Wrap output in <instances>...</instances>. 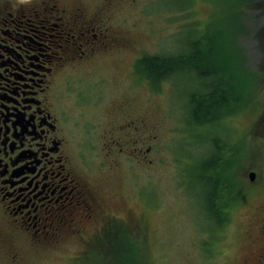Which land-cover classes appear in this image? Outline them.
<instances>
[{
	"label": "rangeland",
	"instance_id": "374dc122",
	"mask_svg": "<svg viewBox=\"0 0 264 264\" xmlns=\"http://www.w3.org/2000/svg\"><path fill=\"white\" fill-rule=\"evenodd\" d=\"M113 3L109 25L115 32L121 29L124 38L112 42L114 47L108 50L104 62L117 70L131 62L134 66L141 58L127 77L114 79L113 73L106 71L101 98V89L95 83H72L81 88V93L77 97L71 94L70 100L67 97L66 107L73 116L84 113L85 128H95L93 145L91 136L86 138L88 148H94L92 154L102 148L99 138L113 122L112 113L121 102L125 101V107L138 116L147 117L148 136H138L140 141L133 143V152L127 147L128 157L120 156L121 166L114 173L117 187L126 191L127 207L140 224L130 233L119 229V241L91 243L84 256L74 257L75 247L68 243L63 253L42 258L46 260L38 264H235L246 259L243 230L258 212H264V189L260 184L264 137L252 148L258 136H249V123L258 102L264 99V91L255 87L260 61L264 59V0ZM45 28L42 30L47 37L54 39L55 32ZM201 36L205 39L202 47L212 46V52H207L215 64L220 65L230 54L234 61L225 74L231 79L239 77L242 84L230 92L225 109L215 121L195 124L189 116L187 97L191 87H198L197 77L185 70L158 74L143 66L141 60L181 53L188 40ZM120 44H126L127 49ZM100 75L91 70L83 79L94 81ZM154 123L157 126H152ZM208 133L222 142L218 163L206 169L208 176L218 180L217 198L223 196L222 204L229 205L228 211H223L230 220L222 240L217 227L207 218L202 194L198 198L200 181L195 177L199 173L196 163L207 156L208 150V144L197 143ZM251 172H255L253 180L249 178Z\"/></svg>",
	"mask_w": 264,
	"mask_h": 264
},
{
	"label": "flooded vegetation",
	"instance_id": "af4514ba",
	"mask_svg": "<svg viewBox=\"0 0 264 264\" xmlns=\"http://www.w3.org/2000/svg\"><path fill=\"white\" fill-rule=\"evenodd\" d=\"M113 5V0H0V264H38L63 253L68 243L78 258L91 243L119 241V229L130 233L140 224L114 173L120 156L128 157L127 147L133 152L138 136H148L147 117L121 102L99 138L102 148L92 154L86 138L93 145L95 128H85L84 113L73 116L66 107L67 97L81 93L72 83H95L101 98L106 71L114 79L134 71L138 59L117 70L104 62L112 42L124 38L109 25ZM42 27L54 31V39ZM260 65L255 87L264 91V59ZM91 70L101 73L98 80L83 79ZM258 105L249 123V136H258L252 148L264 137V99ZM260 184L264 189V167ZM222 198L216 204L223 219L210 220L220 240L230 220ZM243 235L247 258L235 264H264V212L247 223Z\"/></svg>",
	"mask_w": 264,
	"mask_h": 264
},
{
	"label": "trees",
	"instance_id": "16d2710c",
	"mask_svg": "<svg viewBox=\"0 0 264 264\" xmlns=\"http://www.w3.org/2000/svg\"><path fill=\"white\" fill-rule=\"evenodd\" d=\"M178 5L181 6V3ZM204 40V36L188 40L185 49L178 54L147 56L141 60L143 66L158 74L172 70H185L190 72L191 76L197 77L198 87H191L187 97L189 116L195 124L215 121L220 112L225 109L230 92L240 88L242 84L239 77L231 79V75L225 74L229 72L231 63L234 61L230 58V54L227 53L228 56L222 59L220 65L215 64L213 56H209L207 52L211 51L212 46H207L209 48L201 46ZM197 144H208L207 156L196 163L199 173L195 177L199 178L201 189V193L198 192V198L202 194L201 201L207 218L218 222L223 219L220 208L216 204L218 180L208 176L206 169L214 168L218 163L222 142L208 133L203 134Z\"/></svg>",
	"mask_w": 264,
	"mask_h": 264
},
{
	"label": "water",
	"instance_id": "95a60500",
	"mask_svg": "<svg viewBox=\"0 0 264 264\" xmlns=\"http://www.w3.org/2000/svg\"><path fill=\"white\" fill-rule=\"evenodd\" d=\"M255 174L253 172L250 173V178L253 179Z\"/></svg>",
	"mask_w": 264,
	"mask_h": 264
},
{
	"label": "bare ground",
	"instance_id": "6f19581e",
	"mask_svg": "<svg viewBox=\"0 0 264 264\" xmlns=\"http://www.w3.org/2000/svg\"><path fill=\"white\" fill-rule=\"evenodd\" d=\"M174 40V39H173Z\"/></svg>",
	"mask_w": 264,
	"mask_h": 264
}]
</instances>
